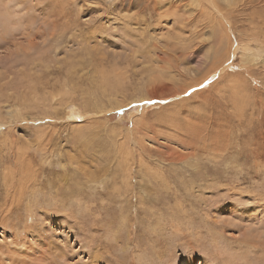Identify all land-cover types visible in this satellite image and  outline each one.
Instances as JSON below:
<instances>
[{"label": "rangeland", "instance_id": "1", "mask_svg": "<svg viewBox=\"0 0 264 264\" xmlns=\"http://www.w3.org/2000/svg\"><path fill=\"white\" fill-rule=\"evenodd\" d=\"M229 7L0 0V264H264V0Z\"/></svg>", "mask_w": 264, "mask_h": 264}, {"label": "bare ground", "instance_id": "2", "mask_svg": "<svg viewBox=\"0 0 264 264\" xmlns=\"http://www.w3.org/2000/svg\"><path fill=\"white\" fill-rule=\"evenodd\" d=\"M191 3L193 4V5H195V6H199V7H201V6H207L209 9L208 10H210V8H212L211 10L213 11V13H215L217 16H213V22L215 23L216 21H223V22H225V24H226V27H224V29L225 28H229V29H231V25H232V13H231V10H233V9H231V7H229V6H231V5H234L235 3H236V0H227V5H228V7L226 8V10H222V9H220V8H217V6H216V2H215V0H200V2H198L197 0H191ZM204 8V7H203ZM203 10H205L206 11V9H203ZM207 10V11H208ZM210 10V11H211ZM201 12V11H200ZM207 13V12H206ZM223 25V24H222ZM215 27L216 26H214V29H215ZM218 27V26H217ZM216 27V28H217ZM219 29V28H218ZM223 30V29H222ZM214 31V30H213ZM221 32V31H220ZM222 33V32H221ZM220 33V34H221ZM214 35V37H215V35L217 34H215V32L213 33ZM217 37V36H216ZM222 37V36H221ZM221 37H219V39L221 38ZM239 49L241 50V51H247V48H244L243 47V44L241 43V44H239ZM246 49V50H245ZM230 52V51H229ZM240 60H241V64H243V65H247L248 63H251V62H253V60H255V57L253 56V54H249V53H243V54H241V56H240ZM204 62V61H203ZM228 63H229V65L230 66H233V64H232V62L231 61H228ZM227 66V65H226ZM226 66H223V67H221V66H218L217 68H216V66H214L215 68H214V70L212 69V70H210L211 72H209L208 71V74H204L203 76H202V78H200V79H198V80H195V79H193L188 85H186L185 87H182L181 88V90L180 91H174V93H173V95L172 94H168V95H171V97H174V96H178V95H180V94H182V93H184V92H186V91H188V90H190V91H193V94H196L195 93V90H198L199 89V85H201L203 82H205V81H203L205 78H207V79H209V80H211L213 77H214V75H217V74H219V72H221V71H223V70H225V67ZM183 70V69H182ZM196 68H185L183 71H187L188 73H192V75H195V73H196ZM197 74V73H196ZM207 75H210V76H208L207 77ZM206 76V77H205ZM205 77V78H204ZM212 77V78H211ZM204 78V79H203ZM203 79V80H202ZM108 84V83H107ZM155 84V83H154ZM158 84H159V82H158ZM209 86H211V84L209 85ZM155 89V88H154ZM152 91V90H151ZM156 91V90H155ZM202 92V90H198V94H200ZM156 97H158V95H157V93H155V92H150V93H148V94H146V99H153V98H156ZM143 99V98H142ZM15 111V110H14ZM80 112H81V110H77V109H74V108H72V107H70L69 109H68V111H67V117H72V116H74V115H77V116H79L80 115ZM8 188V187H7ZM7 190V189H6ZM8 190H10L9 188H8ZM21 190V189H20ZM20 192V191H19ZM13 197V196H12Z\"/></svg>", "mask_w": 264, "mask_h": 264}]
</instances>
